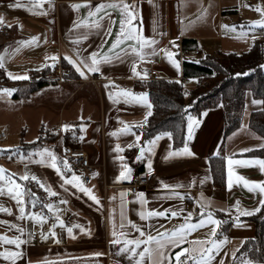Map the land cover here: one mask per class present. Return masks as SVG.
<instances>
[{"label": "crops", "instance_id": "0c3cea01", "mask_svg": "<svg viewBox=\"0 0 264 264\" xmlns=\"http://www.w3.org/2000/svg\"><path fill=\"white\" fill-rule=\"evenodd\" d=\"M241 1L123 0L124 3L132 6L131 10L134 11L136 17L132 21V25L138 32L146 38H154L158 43L153 47L157 50L166 48L176 53L174 58L180 64L179 70H177L164 54L149 56L145 61H138V57L131 52V46L137 44L134 40H126L109 52V48L116 39V33L120 30L122 18L120 8H105L97 13V16L89 17V7L79 9L71 7L72 4L87 2L94 9L97 4L116 3L118 0H51L52 6L45 2L43 8H38L35 13L25 7H8L10 3H16V0H0V15L5 18L4 23L0 24V55L4 57L3 69L10 81L0 89H15L10 95L0 92V104L34 101L35 95L41 93L40 111L36 113L37 115L31 113V110L29 114H25L24 111L25 115L23 114L22 117L25 122L21 121L19 124L22 126L20 144L14 148L15 150L5 154V156L7 155L5 159L10 157L19 159L23 154L25 159L20 165L24 167L25 171L38 177L57 193L56 196H49L35 181L17 179L20 184H25L27 189L39 197L34 208L30 202L26 204V211L42 212L47 215L49 219L42 224L31 219L18 220L19 208L16 201L7 194V190H5V194L0 195V206L12 210L11 215L0 212V221L16 223L25 229L23 238L27 243L21 245L23 256L16 261V264H29V262L39 264L43 261H47L48 264H112V261L131 264L126 254H118L120 245L109 243L113 238L110 234V217L114 218L117 231H124L130 239L138 238L139 233L128 224L129 220L146 233L157 236L158 233H163L166 230L171 232L173 229L179 228L185 222L189 211L193 212L192 222H195L199 218L200 203L207 204V210L212 211L216 219L222 221L219 216L223 214L225 219L232 224L228 232L222 231V224L217 228L218 235L213 239L227 237V242L218 253H214L215 259L212 264H220L221 260L225 264H240L241 260L246 259L241 254V250L246 241L254 239L256 236V225L250 217L257 212L252 215H241L240 212L244 209L261 208L259 205L260 194L258 191H248L242 183H234L231 190L227 187L225 189L216 187L213 182L210 159L214 156L231 157L235 160L255 158L249 157L248 152L263 145V140L258 134L259 138L252 135L248 138L249 140L244 139L243 141L235 136L238 130L226 135L225 109L219 104L204 111L199 117L192 114L186 116L187 135L183 146L174 147L172 138L169 139L165 136L152 146V152L146 151L143 158L139 160L136 158L140 154L139 148L146 146L147 142L157 135L146 141L142 139L141 128L150 116L147 113L151 112L152 104L149 94L146 91H137L135 84L151 80L149 77L151 71L157 72L154 79L182 80L183 60L185 58L193 59V56L196 55L193 53L196 50H198V54L204 52L207 55H216L222 53L223 44L231 50L227 53H238V50L248 48L249 40L236 34L239 26L233 25L232 20L225 23L223 19L227 13H236ZM21 2L26 4L28 0H21ZM41 11L47 14H38ZM105 12L111 14V20L105 16ZM98 17H104L103 20H100V27H92L89 22L98 19ZM86 18L88 22L81 23V21H86ZM9 24L12 26L8 27ZM74 24L79 26L74 27ZM19 25H23V27L21 28ZM222 25L235 26V30L226 29ZM3 26L7 27L6 30H3ZM125 27L127 28L128 25L126 24ZM109 28L111 29L110 33ZM32 36H38L39 39L29 45L19 43L29 40ZM80 36H87V39L76 43L75 41ZM170 41H174V45H178V48ZM16 49L19 50L16 51ZM77 50L82 56H89L95 51L99 56L108 54L113 58L110 62L99 65L100 72L87 73L85 69L86 78H82L65 59L67 56L79 62L76 55ZM145 51L147 52L149 49H145ZM46 56L49 58L56 56L58 59L55 61L45 59ZM59 61L69 63L76 77L45 85L28 99L20 100L14 97L19 90L26 88L20 87L19 84L29 80L32 71L41 70L44 68L42 65L53 66ZM134 61H136L137 72L143 73L144 70H147L146 78L133 74L131 68ZM8 73L28 78L12 79ZM94 75L100 78L98 83L90 81V77ZM191 81L192 79H185L184 88L185 84L190 83L191 85ZM192 86L190 91L197 87L196 79ZM121 90L137 94L147 93L151 108L149 109L147 105L141 103L126 102L125 97L120 95ZM189 116L195 121H199L198 125L194 124L190 138ZM249 116L250 114L247 118V125ZM27 122L37 128L36 135L32 140L27 139ZM124 123L133 125V132L141 136L139 142L135 141V136L131 133L123 134L117 131L124 126ZM65 124L70 125L67 130L62 127ZM114 131H117L116 136L110 134ZM40 132L44 136L43 143L37 149L38 146L32 147V145ZM24 143L31 146L27 150H23L20 147ZM117 144L124 149L123 152L116 151ZM128 144H133V147H127ZM185 144L194 155L168 156L170 151L183 149ZM65 145H71L76 149L88 152L91 163L99 169V174L87 182L82 172L64 169L62 161L66 158ZM243 147L250 151H241ZM43 148H48L56 154L57 162L65 176L70 178L73 173L80 176L84 186L92 190L100 203L97 204L86 193L73 185L64 184L61 176L50 167V159L47 156L43 164L34 162V159L39 157L36 155L37 151ZM29 153H33L30 158ZM118 156H123L125 159L121 161L117 159ZM149 160H151L152 171H156V175L147 188H142L138 192L144 193V199L147 201L144 204L138 199V193H132L130 184L133 182L135 174L144 175L149 172ZM125 163L132 169L131 179L117 181L116 177ZM233 170L248 180L264 181V172L260 171L258 165H234ZM201 180L204 181L203 184L200 183ZM161 181L169 185H183V187L164 189L161 186ZM171 192H178L180 196H172ZM121 193H125V195L122 197ZM113 197L114 199H112ZM25 200L30 201L31 197L26 195ZM61 200H66L67 203H60ZM236 201H239L240 211L231 207ZM46 203H53L59 211L49 212L43 208V204ZM168 208L183 209L184 211L176 217H171L169 213L165 217H152L148 220H142L138 215L139 212ZM220 209H227V211H220ZM121 212H123V220ZM56 216L64 221L66 227L57 224L54 229L57 235L53 238L49 233V228L56 222ZM236 217H239L238 221ZM121 223L124 224L123 229L120 228ZM74 225H81L88 231L82 232L80 228L73 227ZM67 227H73L74 238L68 235ZM210 230L211 226L199 228L188 235L184 244L162 249L164 252L163 264H176L175 253L185 247L194 249L192 255L198 256L200 248L206 245H201L197 241L206 240ZM30 232L31 236H29ZM42 232L48 234L47 239L41 238ZM0 234L10 237L19 235L15 229L9 230L7 225H0ZM56 239H59L60 242L56 243ZM143 247L144 245H141L138 251ZM4 248L15 250L14 245H3L0 246V251H3ZM97 252L102 255H93ZM233 252L236 253L235 259L232 256ZM152 259L159 260L160 257L154 253ZM0 264H11V262L0 258ZM144 264H150L147 257L144 259Z\"/></svg>", "mask_w": 264, "mask_h": 264}, {"label": "snow or ice", "instance_id": "6c2138e0", "mask_svg": "<svg viewBox=\"0 0 264 264\" xmlns=\"http://www.w3.org/2000/svg\"><path fill=\"white\" fill-rule=\"evenodd\" d=\"M45 2L49 3V6L51 5V0H28V2L22 3L21 0H16V3H10L8 7L10 8H19V7H25L28 8L31 12H36L38 8L42 9ZM71 7L73 9H79L81 7H89V17H95L97 16V13L103 11L105 8H120L121 9V20H120V30L116 33V39L113 41L111 47L109 48V52H112L114 49H116L121 43H123L126 40H134L137 42L136 45L131 46V52L138 57V61H145L147 57L149 56H155L157 54H164L170 61V63L173 64L174 67L179 70L180 64L179 61L176 60L174 57L176 53H173L172 51H169L168 49H159L157 50L154 45H156L158 42L154 38H146L143 35H141L138 30L135 28V26L132 25V21L136 18L134 11L131 10V7L129 4L124 3L123 0H118L116 3H101L97 4L94 9H92L91 5L85 2L84 4H72ZM248 7H251L248 5ZM206 11V10H205ZM255 11L261 14V19L252 21L251 25L256 26L259 25L261 27H264V7H261L260 5H257L255 7ZM40 15H46L47 13L44 11L39 12ZM105 16H108L111 20V14L108 12H105ZM104 17H98L96 20H92L89 23L92 27H100V20H103ZM4 16L0 15V24L4 23ZM88 22L87 18L86 21H81V23ZM114 22V21H113ZM128 25L126 28L125 25ZM12 25H8V27H11ZM21 28L23 25H19ZM79 25L74 24V27H78ZM222 27L228 29L231 28V30H235V26H229V25H222ZM111 29L109 28V33ZM241 36L247 35L246 32H241ZM39 39L38 36H32L29 40L21 41L19 42L22 45H29L35 43ZM87 39V36H80L75 41L76 43H79L81 40ZM171 44L174 45V41H170ZM178 48V45H174ZM145 49H149V51H145ZM19 49H16L18 51ZM123 51V49H121ZM77 60H74L70 57H65V59L75 68V71L82 77L86 78V71L87 73H97L100 72L99 65L101 63H107L110 62L113 57L109 56L108 54H105L103 56H99L97 52L90 53L89 56H82L79 53V50L76 52ZM45 59H52L53 61L57 60L58 57L52 56V57H45ZM136 61H134L133 66L131 68V71L133 74L137 76L147 77L148 73L147 70H144L143 73L137 72ZM199 63V61H197ZM47 65H42V67H46ZM54 66V65H53ZM4 67V57L3 55H0V68ZM264 67V66H262ZM10 78L12 79H27V76H16L12 73H8ZM240 75V74H237ZM107 87V85H105ZM15 89H0V92H3L5 94L10 95ZM120 95L125 97L126 102H136L147 105V107L150 109L151 104L148 101V94L147 93H132L127 90H121ZM187 95V93H185ZM111 98V96H110ZM253 104H261L264 103V101L260 100H253ZM147 115H151V112L149 111ZM147 119V116L145 117V121ZM189 123H188V129H189V138L191 137V130L194 126V124L198 125L199 121H195L191 116L188 117ZM62 127L67 130L70 125H62ZM120 133L128 134L131 133L135 136V141L139 142L141 140L140 135H136L135 132H133V125H129L127 123H124V126L121 129L117 130ZM117 131H114L110 133L112 136L117 135ZM167 136L169 139L172 137V133L170 132H163L157 135L154 139L147 142L146 146H141L139 148V155L136 157L138 160L143 158L145 152H152V146L156 144V142L161 139L162 137ZM38 139V138H37ZM127 147H133V144H128ZM261 147H264V145H261ZM116 151L117 152H123L124 149L117 144L116 145ZM241 151L247 152L250 151V149H242ZM218 154V153H217ZM33 155V153H29V158ZM36 155L40 157L39 160L34 161L36 163L43 164L45 162V157L47 156L48 159H50V167L56 170V172L61 176V178L64 181V184H71L74 187L78 188L80 191L86 193L93 201H95L97 204L100 203V200L98 197L93 194L92 190L88 187H85L83 182L81 181V177L75 175L74 173L69 178L65 176L64 172L61 170V167L58 164V157L56 154L51 151L48 148H43L42 150H38ZM175 155H194L193 152L189 149L188 145L185 144L183 149L177 150V151H170L168 153V156H175ZM21 159H25L23 154H21ZM117 159L123 161L125 158L123 156H118ZM227 159V188L231 190L233 188L234 183L235 184H243L245 188L248 189L250 192H259L260 194V200L259 205L264 206V181H252L248 180L243 176H240L236 174L233 170L234 165L238 166H253L258 165L261 172H264V159H250V160H235L231 157L226 158ZM64 169L71 170L70 163L67 158H64L63 161ZM148 169L149 172L152 171V165L151 160L148 161ZM132 169L125 163L122 165V170L120 171L119 175L116 177V180H129L131 179V173ZM6 170L3 167H0V181H4L5 185H7V194L11 196L13 200L16 201L18 208H19V215L17 216L18 220H25V219H31L34 222L37 223H43L46 222L49 217L47 215H44L42 212H28L26 211V204L28 202L31 203L32 207L34 208L39 200V197L35 195V193H32L30 189H25L22 187L20 183H18L15 179H13L14 174H8L6 175ZM93 175H96V173H93ZM35 181L37 185L43 189L49 196H56L57 193L52 190L50 186H46L38 177L35 175H30L27 171L20 176L21 181H28V180ZM161 186L164 189H173L178 187H183V185H169L164 183L163 181L160 182ZM194 183V181H193ZM201 184L204 183L203 180L200 181ZM63 186V185H62ZM5 194V186L0 185V195ZM29 195L31 197L30 201L25 200V196ZM125 193H121V196L123 197ZM170 195L172 196H180V193L178 192H171ZM138 199L141 201V203L146 204L147 201L144 199V193L140 192L137 194ZM182 198V197H181ZM114 199V197L112 198ZM60 203H67L66 200H61ZM123 204V201H122ZM231 207H235L237 211H240L239 208V201H236L234 205ZM43 208H46L49 212H58L59 209L55 208L53 203H46L43 204ZM208 205L205 203H200V213L199 218L192 222L193 218V212L189 211L187 213V216L185 217V222L182 223L179 228L173 229L171 232H168L167 230L163 233H158L157 236H153L150 233H146L144 230H142L141 227L134 224L131 220L128 221V224L132 226L138 233L139 237L135 239H130L127 237L126 233L124 231H117L116 224L114 221V218L110 217L111 220V236L113 237L109 243L112 245H120L119 253H124L128 256L131 264H144V259L147 257L150 261V264H163L164 260V252L162 249H165L167 247H178L181 244H184L187 241V237L190 233L196 231L199 228H204L211 226L209 237L206 240L203 241H197V243H200L202 246L199 250L198 256H193L192 252L194 249L190 247L182 248L180 251L175 253L176 257V264H212V261L215 259V254L218 253L221 249V247L227 242V237L224 239H213V237H217V228L220 227L223 221L216 219L213 215V212L210 210H207ZM183 209L180 210H173L171 208L163 209V210H149L147 212H139L138 215L142 220H148L152 217H165L170 213L171 217H176L180 215L181 212H183ZM220 211H227V209H220ZM260 211V207H256L252 210L244 209L242 212H240L241 215H252L255 212ZM0 212H6L8 214H12V210L10 208H6L4 206H0ZM121 218L124 219L123 212H121ZM237 221L239 220V217H236ZM56 222L52 224V226L49 228L50 235L55 238L56 232L54 231L57 224H59L61 227H66L64 224V221L59 218V216H56L55 218ZM0 225H7L9 230L15 229L19 235L14 236H8L6 234H0V246L3 245H14L15 250L4 248L3 251H0V258H3L5 261L11 262V264H16V261L21 259L23 256V251L21 250V245L27 243V241L23 238L25 229L21 227L19 224L11 223L9 221H0ZM73 227H78L82 232H87L88 230L85 229L81 225H74ZM73 227H67V233L69 236L73 237ZM151 227V225H149ZM120 228H124V224H120ZM32 233H29V236H31ZM42 239H47L48 234L41 233ZM56 243H59V239L55 240ZM191 243V242H189ZM141 245H144L143 249L138 251L140 249ZM156 253L160 259L159 260H153V254ZM93 255L99 256L102 255V253H93ZM184 256L183 261L181 260V257ZM233 258L235 259L236 253H232ZM31 264V262H29ZM39 264H48L47 261L39 262ZM220 264H225L223 260L220 261ZM240 264H257L256 261L250 260V259H244L240 261Z\"/></svg>", "mask_w": 264, "mask_h": 264}, {"label": "trees", "instance_id": "16d2710c", "mask_svg": "<svg viewBox=\"0 0 264 264\" xmlns=\"http://www.w3.org/2000/svg\"><path fill=\"white\" fill-rule=\"evenodd\" d=\"M263 63L264 43L256 41L243 53L207 55L199 63L195 59L185 58L182 80L151 79L147 82H137L135 89L146 91L152 104L151 115L141 128L143 141L160 133L170 132L174 147L179 148L184 145L187 135L186 116L192 114L199 117L204 111L219 104L226 111V135L232 133L241 125L239 113L242 110L243 94L249 91L255 99L264 101ZM62 65L67 69L64 74L65 79L76 77L69 63L63 62ZM185 79L197 80V87L190 91L189 95H185ZM208 81L209 83L206 84ZM9 82L5 70L0 68V87ZM56 82L53 66L47 65L41 70L32 71L29 80L21 83L22 86L27 85L26 88L19 90L14 97L20 100L28 99L41 87ZM248 126L262 138L264 145V103L261 109L250 113ZM43 137L40 132L32 147L38 146V149L43 143ZM30 146L24 143L20 148L27 150ZM248 156L264 159V147L251 150ZM210 167L214 185L225 189L227 187L226 158L212 157ZM219 217L224 222L222 231L228 232L232 226L231 222L226 220L223 214ZM250 218L255 222L256 236L245 242L241 254L246 259L264 264V206H261L260 211Z\"/></svg>", "mask_w": 264, "mask_h": 264}, {"label": "rangeland", "instance_id": "374dc122", "mask_svg": "<svg viewBox=\"0 0 264 264\" xmlns=\"http://www.w3.org/2000/svg\"><path fill=\"white\" fill-rule=\"evenodd\" d=\"M236 5V4H234ZM250 5L251 7H248ZM257 5H260L261 7H264V1L261 0H242L240 6L237 8L236 13H227L224 15L225 23L229 22V20H232L233 25H238L239 29L236 31L237 35H240L241 32H246L247 35L244 36L245 40H249L248 48H244L243 50H238V53H242L246 49H249L254 42L256 41H263L264 43V27H261L259 25L252 26L251 22L261 19V14L255 11V7ZM223 48H221L222 53H227L230 50V48H226V45L223 44ZM207 54H204V52H201L200 54H196L193 56V59L196 61H200L202 58H204ZM264 66V63L263 65ZM262 70L264 71V67H262ZM53 76L55 77L54 73ZM67 80V79H66ZM192 84H195V79H192ZM209 81L206 83L208 84ZM192 84H185V93L187 95L189 94L190 89H192ZM20 87L22 86L19 84ZM27 86V85H25ZM23 86V88H25ZM253 100H260L255 99L249 91L245 92L243 94V105L242 110L239 113V116L241 118V125L236 131L235 136L238 137L239 140H249V137L255 136L256 138H259L257 134L250 129V127L247 125V118L248 115L254 111L259 110L263 107V103L261 104H253ZM262 101V100H260ZM41 93H38L35 95L34 101H26V102H20V103H2L0 104V133L4 132L6 134L7 139L3 138L0 139V167H3L6 170V175L8 174H14L13 179L17 181L18 178H20L21 175H23L26 171L24 167H22L21 162L24 159H21V157L18 159H13L10 157L9 159H5V154L10 153L11 150H15V147H18L20 144V137H21V128L19 124L25 122V119L22 117L25 111V114H29L30 110L31 113H36L40 111L41 107ZM24 114V115H25ZM225 117H226V111H225ZM28 123V122H27ZM26 123V124H27ZM31 124L28 123L27 126V139L32 140L36 135V130L34 126H30ZM15 145V146H10ZM252 147V144H250ZM12 147V148H10ZM241 149H244L241 148ZM40 157L35 158L34 161L39 160ZM18 182V181H17ZM19 183V182H18ZM22 184V183H21ZM0 185L5 186V190H7V185H5L4 181H0ZM22 187L26 188L25 184H22Z\"/></svg>", "mask_w": 264, "mask_h": 264}, {"label": "built area", "instance_id": "2783aa9c", "mask_svg": "<svg viewBox=\"0 0 264 264\" xmlns=\"http://www.w3.org/2000/svg\"><path fill=\"white\" fill-rule=\"evenodd\" d=\"M6 28V26H3V30H6ZM193 54H198V50H196ZM189 57H191V54H189ZM66 72L67 69L62 65L60 61L54 64L53 73L57 79V82L65 80L64 74ZM156 74V71H151L149 73L150 79H154ZM90 81H92L93 83H98L100 81V78L97 75H94L90 77ZM5 137V133H0V139H3ZM64 153L70 163L71 170L78 173L82 172L87 182H90L95 176L99 174V169L91 163L89 154L85 150H79L71 145H65ZM93 173H96V175H93ZM155 175L156 171L147 172L144 175L135 174L133 177V182L130 184L132 193H138L142 188H147L148 184L155 177ZM196 212H198V210H196ZM183 259L184 256L181 257L182 261ZM112 264L121 263L112 261ZM189 264H191V262H189Z\"/></svg>", "mask_w": 264, "mask_h": 264}]
</instances>
